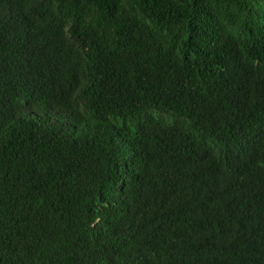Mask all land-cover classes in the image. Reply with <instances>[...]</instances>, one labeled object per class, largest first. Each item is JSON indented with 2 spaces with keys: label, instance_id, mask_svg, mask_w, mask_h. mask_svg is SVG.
I'll list each match as a JSON object with an SVG mask.
<instances>
[{
  "label": "trees",
  "instance_id": "16d2710c",
  "mask_svg": "<svg viewBox=\"0 0 264 264\" xmlns=\"http://www.w3.org/2000/svg\"><path fill=\"white\" fill-rule=\"evenodd\" d=\"M0 264H264V0H0Z\"/></svg>",
  "mask_w": 264,
  "mask_h": 264
},
{
  "label": "rangeland",
  "instance_id": "374dc122",
  "mask_svg": "<svg viewBox=\"0 0 264 264\" xmlns=\"http://www.w3.org/2000/svg\"><path fill=\"white\" fill-rule=\"evenodd\" d=\"M155 117H157L158 115H154ZM158 117H160V115L158 116ZM161 117H162V115H161ZM176 117V115L174 114H171L170 116H163V118L164 119H168V120H172V119H174ZM188 125H189V122L188 121H184V127H188Z\"/></svg>",
  "mask_w": 264,
  "mask_h": 264
}]
</instances>
